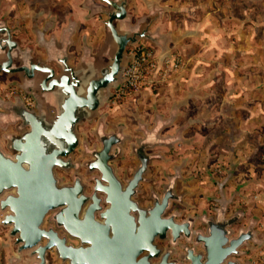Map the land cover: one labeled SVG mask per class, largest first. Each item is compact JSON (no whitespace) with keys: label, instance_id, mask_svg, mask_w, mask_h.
Masks as SVG:
<instances>
[{"label":"water","instance_id":"water-1","mask_svg":"<svg viewBox=\"0 0 264 264\" xmlns=\"http://www.w3.org/2000/svg\"><path fill=\"white\" fill-rule=\"evenodd\" d=\"M109 6L105 11L104 22L109 33L97 54L83 51L80 62L74 67L69 63L67 48L73 25L63 30L59 48L51 39L46 44L47 61L56 65L58 73L43 61L8 69L10 50L16 46L10 41V34L0 30L5 36L0 39V49L7 48V62L0 64V72L16 73L23 90L33 89L35 109L26 108L22 100L16 97L12 102H0L3 120L0 126L15 125L17 134H5L6 150L0 147V226L7 229V237L16 247L15 256L8 264H16L25 252L35 261L43 264L44 255L52 250L55 256L67 264H150V259L159 255L154 239L164 238L169 230L172 239L190 234L185 231L186 224H176L173 215L163 218L169 199L174 197L173 179L165 188L161 200L147 209L138 208L135 203H109L103 208L95 203L80 211L85 203L82 184L78 175L73 176L71 184H59L55 169L68 171L75 169L72 153L78 147V125L96 116L98 108L108 99L110 88H117L126 65L125 48L139 40L158 46L161 58L167 55V36L149 32V26L158 18L152 16L141 19L134 26L127 21V0H98ZM92 12L100 14L102 10L94 8ZM3 43V44H1ZM171 121V120H170ZM102 130V128H101ZM100 128L96 135L101 144L99 152L108 151L114 146L120 150L122 136L106 135ZM159 128L154 127L145 133L137 146L132 147L138 159L137 168L130 183L138 184L147 170L148 164L158 158L156 154H145V150L156 145H172L177 137H159ZM112 138H115L114 140ZM87 148H85L86 150ZM85 153V152H84ZM229 200L220 193L217 222L220 226L215 233L224 235L226 225L223 215ZM102 208V209H101ZM100 211L96 219L94 213ZM132 212V213H131ZM51 213L52 226L41 227L44 217ZM137 214V217L133 215ZM55 230L64 235L58 236ZM197 235V233H195ZM246 233H240L230 244L240 246ZM210 244H204L205 261L200 256L187 254L189 264H219L221 259L214 257L213 238L216 235L208 230ZM79 241L76 247L65 244L66 237ZM223 241H216L220 250ZM200 241L196 236L193 244ZM75 253V255H74ZM157 264H172L162 255Z\"/></svg>","mask_w":264,"mask_h":264},{"label":"rangeland","instance_id":"rangeland-1","mask_svg":"<svg viewBox=\"0 0 264 264\" xmlns=\"http://www.w3.org/2000/svg\"><path fill=\"white\" fill-rule=\"evenodd\" d=\"M83 2V0H0V15L6 18L13 28L16 40L23 46L33 48L36 47L34 28L42 30L47 22L53 23L47 30L45 38L53 36L57 40L68 23L74 22L75 29L67 53L70 65L75 67L80 62L84 49H89L95 55L108 39V31L104 25L105 15L88 12V16L87 11L83 8ZM95 2L100 4L97 0ZM126 10L130 26H134L138 20L158 16L150 25L149 32L167 36L169 38L166 43L167 55L177 54L183 62L177 71L173 69L164 79H156L127 94H119L118 87L110 88L108 99L98 108L96 116L78 125L79 144L74 151L79 153L82 151V157H88L85 153L83 155L85 148H97L98 145L101 147L96 130L91 133L90 128L94 126V121L102 116L109 128L114 129L124 124L126 125L125 129L131 132L129 140H125L128 137L122 133L123 141L120 144V149L124 148L123 155L125 159L129 160L127 163L134 165V159L129 156L128 151L129 148L137 146L143 138H140L137 131L132 129V119L146 122L156 115L163 122L165 119L170 122L171 118L168 117L170 111L168 110L172 109L175 119L174 124L168 129L169 133H172L178 124L192 123L183 128L180 139H178V134L172 135V137H177L176 142L172 145L153 147L162 150L164 160L151 161L149 177L159 176L160 183L163 181L164 184V177L173 169L182 170L181 174L188 181L184 184H177L176 189L188 192L186 202L190 206L189 214L195 210L201 213L203 208L207 213L206 208L213 207L208 203L209 198H214L217 195L216 183H224L226 185V189L222 190L224 197L231 195L230 198L233 199L229 206V212L241 210L245 218L253 219L259 233L264 234V188L245 190L243 179L248 176L243 172L245 170L243 164L240 166L241 168H232L230 163L232 161V140L239 133L232 130L230 134L227 132L228 126H223L222 128L226 129L227 134L218 136L216 131L219 127L213 125L208 118H205L203 126V118L200 114L197 115L196 109L189 108L186 104L189 99H197L187 93L192 90L188 89L191 82L186 80L188 79L186 76L188 70L193 71L201 67L207 71L210 70L209 74L217 60L228 63V57L224 58V56L214 60L211 41L213 28L220 25L226 32L229 29V24L234 23L235 28H238L235 31H248L254 39L263 40L264 0H127ZM248 26H251L252 30H247ZM198 28L207 31V33L210 30L211 35L201 37L198 34L197 36ZM237 36L240 38L243 37V34L239 33ZM138 43L153 46L161 54L160 48L151 42L139 40L135 44ZM131 46L127 45L125 48L126 63ZM197 53H200L198 57ZM196 79V77L190 79L192 84ZM208 81V84L211 83L210 78ZM15 82L14 78L0 75V100L8 97L10 101H14L16 97H19L26 108L34 110V99L25 93H20L14 85ZM23 97L29 98L33 102V106H27L23 102ZM207 112L209 113V111H206V115ZM0 113L2 114L1 109ZM97 126L100 130L102 128L101 131L104 133L101 120H98ZM0 131L4 132L5 128L0 126ZM1 132L0 135L4 141L0 140V147L7 152L6 140ZM6 133L7 131L4 135ZM168 148L170 152L163 151ZM147 150L150 151V149ZM221 155L225 158L222 159ZM71 158L72 161L76 160L73 154ZM82 161L78 160L79 163ZM159 172L161 173L159 174ZM238 177L241 178V182L236 180ZM148 187V185L143 186L146 191ZM11 242V239L7 237V229L0 226V246H5L1 259L4 263L13 252ZM25 261L27 260L22 254L20 263Z\"/></svg>","mask_w":264,"mask_h":264},{"label":"flooded vegetation","instance_id":"flooded-vegetation-1","mask_svg":"<svg viewBox=\"0 0 264 264\" xmlns=\"http://www.w3.org/2000/svg\"><path fill=\"white\" fill-rule=\"evenodd\" d=\"M90 4L89 7L91 9H98L102 10L100 14L105 15L106 19L107 16L105 11L109 10V6L102 3L98 5L95 0H89ZM98 1V0H97ZM84 6V5H83ZM90 12V11H89ZM91 13V12H90ZM130 26V25H129ZM48 27V26H47ZM150 27V26H149ZM0 30H6L10 34V41L13 40L16 44L14 48L10 50V62H8V69L15 70L21 66L26 65L27 60L36 63L37 61H43L46 65H48L55 74L58 73V69L56 65L52 62L47 61V54H46V44L52 38L48 37L47 39H43V34L39 32V30H35L37 38L35 37V44L36 47H29L23 46L19 43L18 40L14 37L13 28L8 24V22L0 17ZM61 35V34H60ZM5 36V33H0V39ZM108 33V39H109ZM107 39V40H108ZM53 40V39H52ZM60 43V36L56 40H53V45L56 49L59 48ZM3 44V43H1ZM7 48L5 50L0 49V64L7 62L8 58L6 56ZM0 75H6L9 78L15 79V86L18 88L20 93H25L33 98V95L36 93L33 89H26L23 90L20 83V78L16 73H6L0 72ZM0 102H12L10 98L6 97L5 99L0 100ZM168 117L171 118L173 114V118H171L170 122H167L166 119L163 122L161 118L157 117L156 115L152 118L144 121L134 120L132 119V126L133 130L137 131L136 133L139 134L140 138H144L145 133L150 132L154 129V127L159 128V137H166L178 134L180 139V135L182 133L183 128L186 126L185 123L178 124L172 133H169L168 129L171 128L172 124H174V113H172V109L168 110ZM98 120H101L103 125V131L106 135H120L119 137L123 136L122 133L126 134L128 138L125 140H129L131 137L130 131L126 130V125H120L115 127L114 129L109 128L108 124L105 120H103L102 116H99L96 121H94V126L90 128L91 133L98 129ZM4 121L3 117L0 113V122ZM15 125H8L5 127V131L1 132L4 136V133L7 131L6 134H17L15 131ZM133 137V136H132ZM138 137V136H137ZM138 137V138H139ZM137 138V139H138ZM3 140L2 136L0 135V140ZM113 140L115 138H112ZM4 141V140H3ZM123 141V138H122ZM101 147L97 148H87L85 154L88 157H82V151L79 153L78 151H74L72 154L76 159L74 164L76 165L75 169L72 168L68 171L64 170H57L55 169V176L59 180V184H71L73 181V176L78 175L80 177V182L82 184V193L85 196V203L82 206V210L80 211V216L83 214V209L87 208L89 205L94 206L95 203L99 204L102 208L101 211H104L105 208L109 206V203H116V204H124L127 202H133L138 206V208L147 209L154 205V202L161 200L165 188L170 184V181L173 179V192L174 197L169 199L168 206L165 209L164 213L162 214L163 218H167L173 215V221L176 224H186L185 231L190 234L184 236L183 233H180L178 238L172 239L170 231L166 232L164 238L154 239V244L159 249V255L156 258L150 259V264H157L160 261L162 255H166L167 260L169 263L172 264H189V261L186 260L187 254L191 256H200V262L203 263L205 261L206 252L204 249V244H210L211 239L208 235V230H212L216 235L214 237L213 242V249H214V257L218 258L217 260L221 259L222 255L224 254V258L221 260L219 264H264V234L259 233V229L255 228V223L252 218H245L244 213L237 209L234 211L229 212V206L231 204V195L229 197H224L226 200L230 202L227 204L225 213L223 215V220H231L233 222L231 225H226V233L224 235L216 234V228L220 226V223L217 222L218 214L217 209L219 208V200H220V193L223 194L222 190L226 189V185L217 184L216 183V196L214 198H209V204H212L213 207L208 206L206 209L207 213L204 212V208L201 210V213H198L197 210L193 211V213L189 214L190 206L186 202V198L188 196V192L177 191L176 186L177 184H184L186 183L187 178L181 174L182 170L173 169L171 173H169L166 177H164V184L163 181L160 183L159 176L158 177H149L150 166L151 162L147 166V170L142 175L138 184L134 187L131 186L130 180H132L134 172L137 168L138 159L133 153L132 149L129 148V156L134 159V165L127 163L128 159H125L123 155V149L119 151L114 150V146L110 148L108 151H103L98 153L97 155H92L94 153L99 152ZM162 150L159 148L155 149L152 148L150 151L145 150V154H156L158 155L155 161H162L163 156L161 153ZM165 152H170L169 148L164 149ZM84 155V152H83ZM84 158V159H83ZM83 159V161H82ZM78 160L82 162L79 163ZM161 172H159L160 174ZM224 182V181H222ZM221 183V182H220ZM148 185V190L146 191L143 186ZM187 212V213H186ZM100 211H96L94 213L96 219L102 221L103 218H100ZM132 213V212H131ZM51 213H48L44 219L43 224L41 225L42 228L46 229L52 226V222L49 220ZM135 217L137 214L133 213ZM59 237L64 235L61 230H55ZM8 232V231H7ZM197 233V235L195 234ZM240 233H246L244 237V241L240 246H232L230 242L237 238ZM198 237L199 243L193 244L195 237ZM223 241V244H220L219 248H216V241ZM11 248L12 254L9 256L7 261L4 263L2 261L3 252L5 246H0V264H8V260L15 256L16 247L13 246V240L11 239ZM204 243V244H203ZM65 244L67 246L76 247L79 244V241L74 238L66 237ZM75 255V253H74ZM25 261L24 263H20L22 259V255L18 258L16 264H34L35 261L32 257L28 255V252L23 253ZM45 261L43 264H67L63 263L60 259H58L52 250H48L45 252L44 255ZM28 262V263H26Z\"/></svg>","mask_w":264,"mask_h":264},{"label":"crops","instance_id":"crops-1","mask_svg":"<svg viewBox=\"0 0 264 264\" xmlns=\"http://www.w3.org/2000/svg\"><path fill=\"white\" fill-rule=\"evenodd\" d=\"M83 1V8L88 15L89 11L92 12L89 7L90 1ZM0 17L7 21L3 16L0 15ZM52 24L47 22L43 29L39 30L43 34L44 40L47 39L45 35ZM70 24L73 25V34L74 22L70 21L67 27ZM235 27L234 23H230L228 31L224 32L219 25V27L213 28V35L210 34V30L209 34L205 30L202 31L201 28L196 30L197 36L198 34L201 37L212 36L214 60L224 56V58L228 57V63L217 60L209 74L210 70L207 71L201 67L193 71L188 70L186 74L188 79L186 80L191 82L188 89L192 90L187 93L197 99H189L186 104L189 108H195L197 115L200 114L203 118V126L205 118L210 119L213 125L218 126V131H216L218 136L227 134V132L231 134L232 130L239 133L232 140V161L230 163L232 168H241L240 166L243 164L245 169L243 172L249 178L243 179L245 190L252 191L264 188V39L256 40L248 31L238 32L235 31L238 29ZM249 29L252 30V27L248 26L247 30ZM35 30L37 29L34 28L33 33L37 38ZM239 33H242L243 37L239 38L237 36ZM51 38L55 39L53 36ZM90 53L92 54L91 51ZM199 55L200 53L196 54L197 57ZM199 62L202 63V61ZM192 77L197 78L193 84L190 80ZM206 77L210 78L211 83L208 84L209 81ZM207 110L209 113L207 112L206 115ZM171 118H173V114ZM223 126H228L227 132L222 128ZM221 158L225 157L221 155ZM236 180L241 182L239 177Z\"/></svg>","mask_w":264,"mask_h":264},{"label":"built area","instance_id":"built-area-1","mask_svg":"<svg viewBox=\"0 0 264 264\" xmlns=\"http://www.w3.org/2000/svg\"><path fill=\"white\" fill-rule=\"evenodd\" d=\"M128 55L122 79L117 88L121 95L137 90L156 79H164L173 69L177 71L183 62L177 54L161 58L155 47L145 43L132 45ZM23 102L27 106H33V102L27 97H23Z\"/></svg>","mask_w":264,"mask_h":264}]
</instances>
